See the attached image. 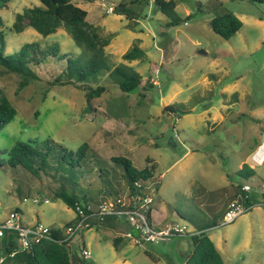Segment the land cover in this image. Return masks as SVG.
Returning <instances> with one entry per match:
<instances>
[{
	"label": "rangeland",
	"instance_id": "rangeland-1",
	"mask_svg": "<svg viewBox=\"0 0 264 264\" xmlns=\"http://www.w3.org/2000/svg\"><path fill=\"white\" fill-rule=\"evenodd\" d=\"M120 1L72 0L87 12L86 21L98 28L101 39L110 41L104 50L107 66L123 64L141 76L143 82L135 92H122L107 72L84 83L72 79L73 84L50 86L63 77L65 66L51 57L32 67L39 80L20 92L19 76L0 74V88L17 112L0 131V222L17 209L24 226H64L75 217V206L65 197L89 202L101 186L99 171L107 180L102 186L107 197L127 201L122 168L110 160L121 156L136 169L155 164L147 182L153 227L177 223L202 232L216 248L221 264H264V19L260 20L264 4L173 0L180 20L168 26L170 19L155 9L153 0L136 21L108 11ZM35 6H40L39 0H12L0 10L5 54L37 43L43 50L57 45L59 54L69 53L85 62L89 53H82L64 28L46 37L29 27L19 34L11 32L16 14ZM221 9L242 22L228 40L209 26ZM134 47L141 51L140 58L123 60L122 55ZM87 87L105 90L88 104ZM167 106L172 109L166 110ZM43 141L54 145L44 165L54 170L50 177H42L31 163L16 168L7 164V153L16 143L36 147ZM84 143L89 153L82 167H68L56 158L62 148L74 152ZM244 162L251 167L252 178L240 177ZM59 182L65 197L56 196ZM236 184L248 185L247 196L256 203L223 225L227 204L238 200L233 196ZM33 198L39 203L34 204ZM128 228L123 221L114 230L87 224L65 250L51 243L43 250L58 263L74 253L81 257L85 247L90 259L81 264H195L188 237L137 246L123 237ZM118 236L123 242L116 250L112 241ZM0 258H5L1 251Z\"/></svg>",
	"mask_w": 264,
	"mask_h": 264
},
{
	"label": "trees",
	"instance_id": "trees-1",
	"mask_svg": "<svg viewBox=\"0 0 264 264\" xmlns=\"http://www.w3.org/2000/svg\"><path fill=\"white\" fill-rule=\"evenodd\" d=\"M11 1L12 0H0V10L6 8ZM93 1L94 0H86V2ZM244 1L249 4H264V0ZM39 2L40 6L26 8L22 13L16 14L11 32L19 34L23 32L26 27H29L34 29L41 36L46 37L55 34L60 28H64L72 38L76 47L80 48L83 51L82 53H89V58L85 62L80 63L78 59L69 53L59 54L57 45L51 46L47 50H43L37 43H26L21 46L16 53L6 55L5 39L2 30L3 22L0 17V68L2 70L0 74H16L19 76L20 82L18 83L17 91L20 92L29 86L31 82L39 80V77L32 70V67L40 66L47 57L56 60L58 59L59 61L64 62L65 65L61 73L63 77L60 79L57 77L54 81L55 83H50V86H53L54 84L61 86L73 84L72 79H75L77 83H84L92 76L101 72H107L117 84L118 88L124 93H132L140 88L143 82L142 78L130 67L121 64L110 69L107 66L104 50L105 47L109 45L110 41L107 39H101L98 28L93 27L86 21L87 12L85 10L74 4L72 0H39ZM153 4L157 11L170 19V22L167 24L168 26H174L179 23L180 19L177 16L175 2L173 0H153ZM146 5H149V0H129L128 3H126L125 0H121L113 8V13H117V15L123 16L130 21H136L142 15V9ZM263 19L264 16H260V20ZM209 26L215 34L228 40L239 32L242 27V22L232 12L227 9H221L218 14L210 19ZM140 56L141 51L138 47H134L123 54L122 59L125 61H134L139 59ZM104 90V87H87L84 89L86 92V102L90 104V102L94 98L99 97ZM165 109L170 110L172 108L167 106ZM16 113V109L0 88V131L13 121ZM42 143L43 145L36 147H32L30 142L16 143L7 153V164L12 168H16L18 166L25 167L26 163H31V165H36L38 171H42L41 173L44 174L42 177H50V173L54 170L49 169L44 165L47 163V160L50 159V150H52L54 145L51 141H43ZM39 147L42 148L39 149ZM60 152V156H57L56 158L67 163L68 167H82V162H85L87 153H89V146L84 143L74 152L67 151L64 148H62ZM42 155L43 157H41ZM110 160L112 163L120 165L122 168L120 177L126 183V197L128 199L136 195L144 196L150 194L147 182L153 177L155 164L147 165L142 169H136L132 162L125 157H112ZM149 163L150 162H148V164ZM68 167L66 166L65 169L67 170ZM99 172L100 173L97 177L101 180V186L96 192L97 194L92 195L89 202L79 203L76 197H65L66 194L63 190V183L61 182H59L60 184H57L58 188L56 196L65 197L66 201L72 206H75L76 204H90L93 207L100 204L117 205L119 200L117 198L119 197L109 199L105 191H102V186L107 183V180L103 177L102 172ZM238 173L241 178L245 179L254 176L251 167L245 162L242 164ZM53 178L55 177L53 176ZM55 183H58V181H55L54 184ZM234 190L236 192V194L234 193L233 195L234 199L238 198V201L244 205H254L253 200L247 196L248 192L241 190V185L236 184ZM100 194L101 196L99 197ZM262 195H264V191L262 192ZM15 211L18 212L17 209ZM223 212L224 209H222V213ZM78 221L79 218L75 216L74 219L65 224V226L75 225ZM119 222H121V220L115 217L106 216L103 219L90 217L86 221V224L96 223L105 228L114 230ZM128 230H130V228H128ZM52 236L57 240L62 236V231L60 229H53ZM187 237L194 247L193 254H195V264H221V259L217 254L216 248L202 232L197 236ZM122 242L123 237L118 236L112 241V245L118 250L119 244ZM50 243L53 246H62L60 250H65L64 246L68 245L67 243L57 244L54 242H45L28 251H22L18 249L16 233L6 231L4 236L0 238V251L5 256V263L10 260L13 261V264H81L84 260L82 256L80 257L74 253L71 254L69 259L58 263L53 254H49L43 250L46 248L44 245L50 246ZM13 251H16V254L12 258L8 257ZM56 251H59V249L56 248Z\"/></svg>",
	"mask_w": 264,
	"mask_h": 264
},
{
	"label": "built area",
	"instance_id": "built-area-1",
	"mask_svg": "<svg viewBox=\"0 0 264 264\" xmlns=\"http://www.w3.org/2000/svg\"><path fill=\"white\" fill-rule=\"evenodd\" d=\"M109 12L113 11V7L108 8ZM264 161V160H263ZM262 161V162H263ZM261 162V163H262ZM242 191H250L248 185L242 186ZM127 201L119 199L117 205L100 204L93 207L90 204H76L75 216L79 221L75 225L62 226L58 229L62 231V236L55 240L52 236V228L42 223H36L31 226H24L19 217V213L12 211L9 213L5 220L0 222V238L4 236L6 231L16 233L18 242V249L28 251L33 247L45 242H54L57 244L70 243L72 239L81 230L87 226L86 221L90 217L103 219L106 216L115 217L124 223L128 224L130 230L126 231L123 237L133 243L142 245L145 243H157L161 239H170L178 237L195 236L198 232L188 229L187 226H182L177 223H171L164 229H157L151 225L149 204L151 203L152 196L149 195H136L127 198ZM34 204L39 203L37 198H33ZM48 200H44L47 203ZM255 205H244L238 200L232 201L228 204L223 216V225L234 222L238 217L250 211ZM16 251L11 252L8 257L12 258ZM81 256L84 260L90 259V252L83 248ZM5 258H0V263Z\"/></svg>",
	"mask_w": 264,
	"mask_h": 264
},
{
	"label": "crops",
	"instance_id": "crops-1",
	"mask_svg": "<svg viewBox=\"0 0 264 264\" xmlns=\"http://www.w3.org/2000/svg\"><path fill=\"white\" fill-rule=\"evenodd\" d=\"M254 162V161H253ZM246 185V184H245ZM244 186V185H243ZM241 190H242V188H241ZM250 191H251V189H250ZM250 191H248V192H250ZM234 200V199H233ZM232 201V200H231ZM235 201V200H234ZM253 202H255V201H253ZM256 203V202H255ZM227 206H228V204H227ZM227 206H226V208H227ZM225 207V206H224ZM225 208V209H226Z\"/></svg>",
	"mask_w": 264,
	"mask_h": 264
}]
</instances>
